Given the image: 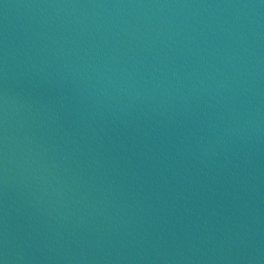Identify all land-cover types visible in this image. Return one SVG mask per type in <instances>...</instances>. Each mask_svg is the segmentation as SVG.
Here are the masks:
<instances>
[{
  "label": "water",
  "instance_id": "95a60500",
  "mask_svg": "<svg viewBox=\"0 0 264 264\" xmlns=\"http://www.w3.org/2000/svg\"><path fill=\"white\" fill-rule=\"evenodd\" d=\"M0 264H264V0H0Z\"/></svg>",
  "mask_w": 264,
  "mask_h": 264
}]
</instances>
